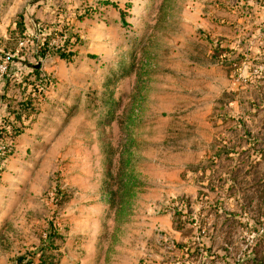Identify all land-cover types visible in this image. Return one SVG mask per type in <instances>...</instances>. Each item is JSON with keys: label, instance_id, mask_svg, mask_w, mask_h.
<instances>
[{"label": "rangeland", "instance_id": "374dc122", "mask_svg": "<svg viewBox=\"0 0 264 264\" xmlns=\"http://www.w3.org/2000/svg\"><path fill=\"white\" fill-rule=\"evenodd\" d=\"M15 1L0 264H264V0Z\"/></svg>", "mask_w": 264, "mask_h": 264}, {"label": "trees", "instance_id": "16d2710c", "mask_svg": "<svg viewBox=\"0 0 264 264\" xmlns=\"http://www.w3.org/2000/svg\"><path fill=\"white\" fill-rule=\"evenodd\" d=\"M105 5H110V3L109 2H106L105 3ZM26 29H28L27 27H26ZM36 39V38H35ZM38 40V39H37ZM48 40H49V35H47V36H44L43 38H42V41H37V45H38V47H39V50H40V52L42 53L41 55L42 56H44L45 55V53H43V52H46L47 50H45L46 49V47H48ZM72 39L71 38H67V37H63L62 38V41H61V44L63 45V48H66L68 45H72ZM64 50V49H63ZM65 54H61V59H63V58H65V56H64ZM8 56V55H7ZM5 57L4 58V60H2V61H7L8 62V64H9V66H8V70H9V68H10V72L12 73L14 70H16L17 68H15V67H18V65L17 64H15L14 62L15 61H19V59H15L14 57H11V56H8V57ZM12 63L14 64V65H12ZM26 65V64H25ZM29 69H30V71L31 72H29L28 74H27V78L28 77H36L37 75H38V72H39V69H40V67H38L37 68V66H35V65H29ZM40 78H41V76H39ZM40 78H37L38 79V83L39 82H41L42 80H40ZM35 85H37V83L35 84ZM38 86V85H37ZM9 115L10 116H13V117H15L14 119L16 120L17 119V117H18V115L19 114H17V113H15V112H10L9 113ZM12 132H14V130L10 127V130H5L4 132H0V136H13L12 134Z\"/></svg>", "mask_w": 264, "mask_h": 264}, {"label": "built area", "instance_id": "2783aa9c", "mask_svg": "<svg viewBox=\"0 0 264 264\" xmlns=\"http://www.w3.org/2000/svg\"><path fill=\"white\" fill-rule=\"evenodd\" d=\"M7 71H8V67L5 64H0V74L4 75L7 73ZM3 156H4V147L2 146V144H0V163Z\"/></svg>", "mask_w": 264, "mask_h": 264}, {"label": "crops", "instance_id": "0c3cea01", "mask_svg": "<svg viewBox=\"0 0 264 264\" xmlns=\"http://www.w3.org/2000/svg\"><path fill=\"white\" fill-rule=\"evenodd\" d=\"M15 2H17V0H16ZM1 107H2V108H1ZM3 108H4V107H3V106L1 105V103H0V111H1L2 113H3V112L5 113V110H4ZM1 112H0V113H1ZM0 117H1V116H0ZM0 130H1V128H0Z\"/></svg>", "mask_w": 264, "mask_h": 264}]
</instances>
